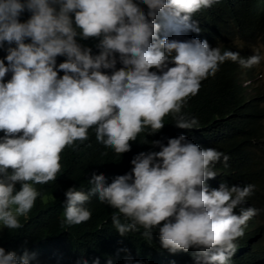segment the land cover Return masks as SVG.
<instances>
[{
	"label": "clouds",
	"instance_id": "9594fccd",
	"mask_svg": "<svg viewBox=\"0 0 264 264\" xmlns=\"http://www.w3.org/2000/svg\"><path fill=\"white\" fill-rule=\"evenodd\" d=\"M214 2L0 0V231L12 235L41 191L58 185L64 187L62 226L91 218L88 202L95 197L111 209L120 236L139 232L155 240L162 255L152 264H190L175 259L187 252L195 264H230L243 242L252 246L259 209L246 198L255 185L225 182L228 155L217 132L182 111L226 60L251 70L240 81L249 93L245 101L264 98L251 88L256 78L264 80V70H256L264 62L260 47L247 52L230 40L231 50H222L206 39L179 38L200 31L191 17ZM89 38L92 46L81 43ZM57 57L64 59L58 63ZM169 114L178 129L134 149L138 133L157 132ZM245 143L242 153L263 163L264 151H258L264 143ZM78 144L84 155L104 148L123 156L124 165L110 172V182L93 170L86 191L67 188L75 167V149L68 150ZM116 262L106 257L104 264ZM0 264L39 262L26 247L18 254L0 246ZM122 264L146 261L126 254Z\"/></svg>",
	"mask_w": 264,
	"mask_h": 264
},
{
	"label": "trees",
	"instance_id": "16d2710c",
	"mask_svg": "<svg viewBox=\"0 0 264 264\" xmlns=\"http://www.w3.org/2000/svg\"><path fill=\"white\" fill-rule=\"evenodd\" d=\"M26 17L27 13L21 19ZM191 19L196 22L200 31L188 30L181 33L179 38L195 36L206 39L210 46L231 50V45L225 42L238 37L252 39L258 33H264V0H215L210 7L194 13ZM262 42L264 44V38ZM81 43L92 46L94 41L89 38ZM63 59L57 57V62ZM250 71H241L237 64L226 60L213 76L200 82L197 94L189 97L182 108L188 116L197 118V126L207 124L217 132L222 142L220 145L228 155V176H225V182L229 185H255L252 194L246 199L249 206L259 209L256 214V229L251 234L256 241L251 242V247L243 242L240 247L244 250H238L237 258L230 261V264H258L260 260V264H264V249H260L261 242L264 241V164L258 156L251 154L249 158L241 151L246 147L245 142L251 138L264 143L261 136L264 119L261 100L264 98L260 101H245L244 96L249 93L240 85L241 79L249 75ZM243 115L245 117H242ZM249 116L251 118H248ZM163 120L164 125L158 133L149 134L147 129L138 133L137 140L133 143L134 149L144 145L141 141L178 129L170 114ZM183 131L189 136L200 137L199 131ZM68 151H73L72 160L75 167L70 170L68 178L72 181L67 183V188L83 185L81 189L86 191V177L93 170L99 171L97 174L103 173L106 182H110L113 177L110 172L119 171L125 162L123 156H117L104 148L84 155L82 144H78ZM91 163L97 168H92L89 165ZM81 168L85 169V176L81 175ZM227 170L225 169V173ZM66 181L67 179L63 180ZM57 187L58 185L46 187L41 191L30 214L26 218L20 217L22 226L13 230L12 235L8 234L7 229L0 231V246L6 251L16 250L18 254L26 247L37 254L39 264H77L82 259L89 260L90 264L92 257H99L100 264H104L106 257L116 259L115 264H122L126 254L131 255L133 259L144 260L146 264L159 262L162 251L156 249L155 240H148L139 232L120 236L112 226L111 209L97 202L95 197L90 198L88 202L92 207L91 218L79 225L62 226L64 196H61V192L64 187ZM85 207L90 208L87 205ZM175 259L195 264L192 252L179 254Z\"/></svg>",
	"mask_w": 264,
	"mask_h": 264
},
{
	"label": "rangeland",
	"instance_id": "374dc122",
	"mask_svg": "<svg viewBox=\"0 0 264 264\" xmlns=\"http://www.w3.org/2000/svg\"><path fill=\"white\" fill-rule=\"evenodd\" d=\"M264 38V33H258L255 37H253L252 39H245V38H234L233 44L238 47V48H242L245 51L252 52L253 47H260L261 51H264V44L262 42V39ZM227 43V42H226ZM257 71H262L264 70V62H262V65L256 69ZM247 83L244 82L243 84ZM259 85V86H258ZM251 88L254 90V88H256V90L258 89L259 92L262 93V95L264 96V80H260L258 78H256L255 82L252 84ZM254 101H258L257 99H255ZM264 106V104H263ZM242 117H245L244 115ZM248 118H251V116H249ZM264 119L262 120V125H261V136L264 138ZM263 151H264V145H262V147H260V150L258 151V155L259 156H263ZM264 164V162H263Z\"/></svg>",
	"mask_w": 264,
	"mask_h": 264
}]
</instances>
